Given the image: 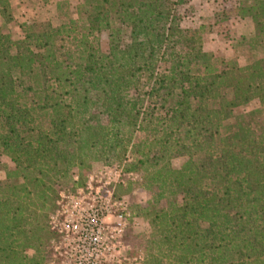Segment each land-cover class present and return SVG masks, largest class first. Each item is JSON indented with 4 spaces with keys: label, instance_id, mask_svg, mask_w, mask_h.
I'll return each mask as SVG.
<instances>
[{
    "label": "trees",
    "instance_id": "16d2710c",
    "mask_svg": "<svg viewBox=\"0 0 264 264\" xmlns=\"http://www.w3.org/2000/svg\"><path fill=\"white\" fill-rule=\"evenodd\" d=\"M15 1L0 0V264H43L59 192L85 184L68 170L127 152L151 196L132 206L149 231L126 238L142 264H264V0H240L245 64L205 51L174 0H58V24L11 40ZM99 98L108 124L87 120Z\"/></svg>",
    "mask_w": 264,
    "mask_h": 264
},
{
    "label": "rangeland",
    "instance_id": "374dc122",
    "mask_svg": "<svg viewBox=\"0 0 264 264\" xmlns=\"http://www.w3.org/2000/svg\"><path fill=\"white\" fill-rule=\"evenodd\" d=\"M58 0H19L12 5L13 19L6 23L5 31L11 40H16L24 35V29L40 20H48L52 24H58L59 14L56 8ZM72 6L79 4L80 0H69ZM176 1L175 11L184 27H195L204 25L205 51L213 52L218 61H236L245 64L250 59V52L244 41L252 38L254 25L241 7L240 0H184ZM75 21V15H73ZM35 22V23H34ZM4 19L0 16V25ZM104 38V37H103ZM106 39H103L102 46L106 49ZM259 106L257 100L245 104L242 108L250 111ZM104 99L99 98L87 116L89 122L108 124L110 119L103 112ZM149 128L143 125L142 129H137L133 140L148 136ZM132 154L127 152L126 160H112L106 163L103 160H89L86 164L72 166L68 170L71 178H85L84 186L78 187L75 192L61 190L59 192L60 209L68 208L69 217L65 224L69 226V231L63 229L59 233L66 214L50 212L48 224L54 232V238L50 241L47 255L44 254L43 264H75L74 254L77 252V244L82 223L77 219L78 215L73 205L88 206L91 199L88 193L99 189L107 196V190L111 194L110 215L104 219V230L100 234L97 257L94 264H142L144 253L134 246L127 244V235L132 233L148 232V223L132 215V206H146L151 201L150 193L141 184L142 172L126 171V162L132 159ZM184 161L183 157L170 160V165L178 167ZM8 157L0 154V178L5 177V167L10 166ZM75 179V180H76ZM63 195L61 196L60 194ZM120 197H117V194ZM72 194V195H69ZM116 194V195H115ZM116 202V205L113 203ZM57 201V207H58ZM58 215V216H57ZM133 216V217H132ZM30 256L34 252L29 250ZM46 255V257H45Z\"/></svg>",
    "mask_w": 264,
    "mask_h": 264
},
{
    "label": "built area",
    "instance_id": "2783aa9c",
    "mask_svg": "<svg viewBox=\"0 0 264 264\" xmlns=\"http://www.w3.org/2000/svg\"><path fill=\"white\" fill-rule=\"evenodd\" d=\"M76 179V178H75ZM89 199L92 200L88 204V206L80 205L76 203L73 205V209L77 212V219L82 223V226L79 231H81V237L78 239L77 244V252L74 254L75 264H94L95 258L97 257V248L92 247L93 245H99V238L100 234L104 230V219L108 215H110L111 211V194L110 191L107 190L108 195H103L99 189L92 190L90 187ZM61 196L63 195L60 194ZM72 195V194H69ZM58 207L56 208L55 212L61 214H66L64 217V221L62 222L61 228H59V233L63 232V229L66 230V234L69 231V226L65 224V221H68L69 212L68 208H64L63 210L60 209V202L58 200ZM116 205V202L113 203ZM58 216V215H57Z\"/></svg>",
    "mask_w": 264,
    "mask_h": 264
}]
</instances>
